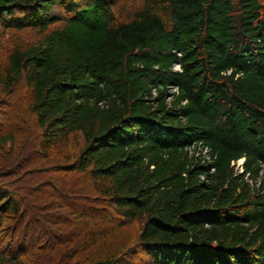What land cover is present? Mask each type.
Returning <instances> with one entry per match:
<instances>
[{
  "label": "trees",
  "instance_id": "1",
  "mask_svg": "<svg viewBox=\"0 0 264 264\" xmlns=\"http://www.w3.org/2000/svg\"><path fill=\"white\" fill-rule=\"evenodd\" d=\"M121 1L0 0L3 29L38 36L10 44L0 93L24 81L42 154L66 149L62 168L141 223L148 264H264V0H134L119 18ZM18 213L0 183V226Z\"/></svg>",
  "mask_w": 264,
  "mask_h": 264
},
{
  "label": "rangeland",
  "instance_id": "2",
  "mask_svg": "<svg viewBox=\"0 0 264 264\" xmlns=\"http://www.w3.org/2000/svg\"><path fill=\"white\" fill-rule=\"evenodd\" d=\"M133 2L121 1L116 15L124 17ZM35 33L0 26V63L12 42L34 41ZM27 93L23 80L9 92L0 93V137L12 138L0 146V183L19 202V213L6 216L0 226V256H14L12 264H75L122 246L120 263L148 264L146 256L135 248L141 223L121 225L114 206L108 205L80 172L62 168L67 163L66 149L42 154L40 129L27 108ZM81 144L80 136L71 138L69 153L74 154ZM101 229L105 238L97 237L94 242L86 238Z\"/></svg>",
  "mask_w": 264,
  "mask_h": 264
},
{
  "label": "built area",
  "instance_id": "3",
  "mask_svg": "<svg viewBox=\"0 0 264 264\" xmlns=\"http://www.w3.org/2000/svg\"><path fill=\"white\" fill-rule=\"evenodd\" d=\"M170 91H175L176 89L174 87H170ZM155 93V91H153ZM187 149L190 150L191 153H194L195 155H201V158L203 159L202 161H209V149L207 146L203 145L202 143H191L190 145L187 146ZM243 162V159H239L236 162V166L239 167L241 166ZM237 163H240L239 165ZM201 178H203L201 176Z\"/></svg>",
  "mask_w": 264,
  "mask_h": 264
}]
</instances>
